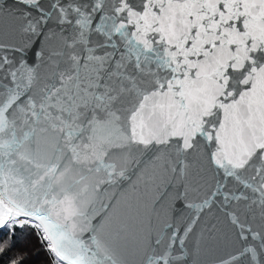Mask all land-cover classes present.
I'll return each instance as SVG.
<instances>
[{
  "label": "snow or ice",
  "instance_id": "6c2138e0",
  "mask_svg": "<svg viewBox=\"0 0 264 264\" xmlns=\"http://www.w3.org/2000/svg\"><path fill=\"white\" fill-rule=\"evenodd\" d=\"M0 264H264V0H0Z\"/></svg>",
  "mask_w": 264,
  "mask_h": 264
}]
</instances>
